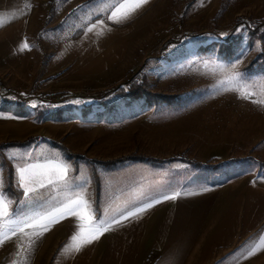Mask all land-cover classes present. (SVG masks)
<instances>
[{
	"label": "rangeland",
	"instance_id": "rangeland-1",
	"mask_svg": "<svg viewBox=\"0 0 264 264\" xmlns=\"http://www.w3.org/2000/svg\"><path fill=\"white\" fill-rule=\"evenodd\" d=\"M123 2L133 0H0L23 9L12 67L0 58V92L22 114L29 106L82 161L112 141L150 147L224 134L236 164L264 167V71L246 70L264 49L248 38L264 0H147L116 23L110 17ZM229 35L240 36L231 57L218 45ZM138 73L160 98L114 93ZM240 86L245 95L232 90Z\"/></svg>",
	"mask_w": 264,
	"mask_h": 264
},
{
	"label": "crops",
	"instance_id": "crops-1",
	"mask_svg": "<svg viewBox=\"0 0 264 264\" xmlns=\"http://www.w3.org/2000/svg\"><path fill=\"white\" fill-rule=\"evenodd\" d=\"M22 10L0 7V18L9 20L0 27V58L9 68ZM74 44L68 40L64 46ZM19 104L0 92V144L35 138L0 149V179L10 201V219L0 220V264H264V247L258 248L264 239V167L236 164L231 136L221 134L214 143L167 137L150 147L112 141L86 151L82 161L48 134L29 106L22 114ZM31 164L66 168L65 179L53 176L49 184L44 177L45 186L26 197L17 170ZM80 195L90 205L91 224L109 226L80 251L65 248L81 223L90 226L88 220L63 215L27 226L30 218L55 213Z\"/></svg>",
	"mask_w": 264,
	"mask_h": 264
},
{
	"label": "snow or ice",
	"instance_id": "snow-or-ice-1",
	"mask_svg": "<svg viewBox=\"0 0 264 264\" xmlns=\"http://www.w3.org/2000/svg\"><path fill=\"white\" fill-rule=\"evenodd\" d=\"M147 0H133V2H123L120 3L116 9L112 12L110 19L114 22L119 23L122 20L127 19L132 12L136 9L143 6ZM9 22L7 17L0 18V27L4 26L5 23ZM23 49H27L29 46L27 42L23 44ZM234 81L238 80V76H234L232 78ZM232 90L239 91L241 95H245L246 93L243 90V86L234 87ZM17 154L13 152L10 158L15 157ZM19 180L21 182V187L24 189L25 196L28 197L30 193H34L37 188L44 187L45 184L43 182V178L46 177L49 184L53 183V176L57 180H64L67 169L63 168L59 165H39V164H31L27 167H21L17 170ZM175 197H165V199H174ZM159 203V201H157ZM10 205V201H8L6 194L3 192V181L0 179V220L7 221L10 219V213L8 211ZM152 204L147 205V207H152ZM90 205L84 199L83 195L78 196L76 199L70 201L67 205H65L62 209H58L55 213H49L48 216H41L39 218H30L31 222L27 224L28 227H35L37 225H41V222L47 220L51 217H57L63 215H72L76 216L79 220L85 221L88 220L89 227L85 228L84 224L81 223L79 225V231L74 234L71 238V242L68 246H66V252H78L81 248L86 245L90 244L93 240L99 238L105 231L108 230L109 226H102L101 223H97L95 225L91 224V215L89 214ZM145 208L139 209L140 212L145 211ZM134 215L136 213H133ZM25 222L20 221L17 225V228L20 232L24 231V227L22 226ZM7 224H4L3 227H7ZM44 230H47V226L44 225ZM15 229L13 230L12 234L15 235ZM35 235H42V232L34 233ZM9 237L7 234L4 236V240H7ZM3 241H0L2 244ZM259 247H264V239H262L261 244L258 245ZM255 250L253 251L254 254Z\"/></svg>",
	"mask_w": 264,
	"mask_h": 264
},
{
	"label": "trees",
	"instance_id": "trees-1",
	"mask_svg": "<svg viewBox=\"0 0 264 264\" xmlns=\"http://www.w3.org/2000/svg\"><path fill=\"white\" fill-rule=\"evenodd\" d=\"M248 38L251 41H257L264 44V18L254 22L248 29ZM240 39L239 35H229L227 38L223 40V42L219 43L220 51H224L228 56H233L236 42ZM171 42V41H170ZM246 70L249 72L254 71H264V49L254 57V59L248 64ZM114 93L120 95L124 98L130 99H141L146 98L149 100L158 99L162 95L154 92L150 88V83L145 75L139 76V73L133 76L131 79L126 81L124 84L116 87L114 89ZM35 138H29L24 142L21 141H10L6 143L0 144V149L9 146H25L34 141ZM142 160H152L149 157H138ZM196 165H200V163L195 162ZM8 182L11 184L12 175L11 170H8L7 176Z\"/></svg>",
	"mask_w": 264,
	"mask_h": 264
}]
</instances>
